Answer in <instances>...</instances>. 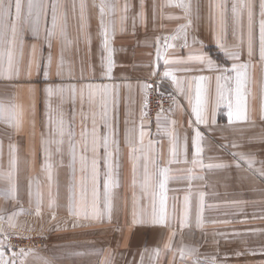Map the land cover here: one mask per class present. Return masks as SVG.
Masks as SVG:
<instances>
[{"label":"crops","instance_id":"0c3cea01","mask_svg":"<svg viewBox=\"0 0 264 264\" xmlns=\"http://www.w3.org/2000/svg\"><path fill=\"white\" fill-rule=\"evenodd\" d=\"M7 2L12 14L0 20V264H264L261 0H252L251 56L247 9L239 25L231 10L237 0H183L187 9L181 0H33L31 18L22 0L18 23L14 0ZM244 64L247 118L237 120L232 68ZM201 77L205 122L198 123ZM151 80L180 96L155 121L144 112ZM16 233L43 235L47 245L9 253L4 237Z\"/></svg>","mask_w":264,"mask_h":264},{"label":"snow or ice","instance_id":"6c2138e0","mask_svg":"<svg viewBox=\"0 0 264 264\" xmlns=\"http://www.w3.org/2000/svg\"><path fill=\"white\" fill-rule=\"evenodd\" d=\"M33 0H28V17L31 18L33 15ZM179 7L182 8H190V5H187L183 2V0H181V2L178 5ZM260 21H259V56L262 60H264V0H261L260 3ZM13 8V4L12 3H8L7 0H0V20L11 16V9ZM83 8V5H82ZM14 9H15V20L18 23L21 19V10H22V0H14ZM244 9H247V26H248V55L251 56L252 55V25H253V4H252V0H237V3L232 5V12L234 14L235 17V23L237 25L240 24L241 22V15H242V11ZM101 14H103V8H101ZM40 20L39 14H37L36 16V23L38 24ZM101 23H103L101 21ZM52 26H53V30H55L58 26V21H57V16L55 14V11L53 12L52 15ZM17 27L16 24L13 25L12 31H13V36H15ZM105 37H107V32L105 31ZM105 46H107V39H105ZM231 58L234 60H238L239 57V53L238 52H234L230 54ZM201 59H203V57H201ZM209 64H211V60H209ZM60 67H63V64L61 63ZM248 65L244 64V65H239L236 66L234 65L232 68V71L236 73V92H237V103H236V107H235V118L237 120H244L246 119V110L244 108V106L242 105L241 101H242V96H241V89L243 87V83L244 80L246 79V71L244 73H242L240 71L241 68L243 69H247ZM9 69H11V63H9ZM112 70V60H111V53L109 54V62H108V72L110 73ZM167 75V73H166ZM204 77L200 78V82H201V87L199 89H197V101H196V106L194 107L193 111L196 114V120L198 123H203L204 121V116H203V103H202V98H203V83H204ZM49 94L52 93V89H48ZM229 118L231 119L233 116V109H232V105L229 104ZM109 139L112 136V132H109ZM145 133L143 131L140 132V140L141 143L143 142V137H144ZM200 136L201 134L199 132L196 133V152L197 154L200 153L201 149H200ZM113 143H115V141H112ZM103 147L106 149H108L109 147V140L106 139ZM97 149V142L95 139V129L93 128V141H92V150L95 152ZM133 151H135V149H133ZM107 155L109 157V169H111V156L112 153L110 151L107 152ZM176 155V151H175V144H173V148H172V156L175 157ZM95 165H96V161L93 160V168L95 170ZM249 165H251V161H249ZM161 175L163 176V181L160 182L159 187L161 189V199H160V203H161V211L164 210V205H165V201H166V196L165 193L167 191L166 189V184L168 181V169H162L161 170ZM93 196H96V191L95 188L93 189ZM83 202V201H82ZM185 204L187 205V197L185 198ZM109 213L111 212V204L109 203ZM151 221L154 223L156 222V217H155V213L153 214ZM3 257V252H0V258Z\"/></svg>","mask_w":264,"mask_h":264},{"label":"built area","instance_id":"2783aa9c","mask_svg":"<svg viewBox=\"0 0 264 264\" xmlns=\"http://www.w3.org/2000/svg\"><path fill=\"white\" fill-rule=\"evenodd\" d=\"M180 102L177 93H162L156 81H149L148 96L144 105L145 116L150 120H157L172 111ZM6 248L9 253H26L43 249L47 239L43 235L16 233L5 236Z\"/></svg>","mask_w":264,"mask_h":264}]
</instances>
